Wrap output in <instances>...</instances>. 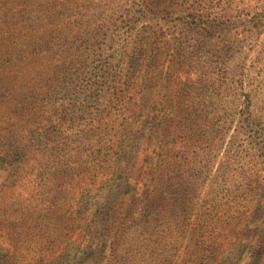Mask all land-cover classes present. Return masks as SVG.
Returning <instances> with one entry per match:
<instances>
[{
	"label": "trees",
	"instance_id": "trees-1",
	"mask_svg": "<svg viewBox=\"0 0 264 264\" xmlns=\"http://www.w3.org/2000/svg\"><path fill=\"white\" fill-rule=\"evenodd\" d=\"M6 3L0 169L15 176L42 155L51 164L42 199L24 210L48 218L61 200L71 216L36 264H126L141 248L159 249L160 261L172 224L188 254L170 264H264V154L242 156L235 135L220 157L232 117L255 122L247 80L220 60L154 53L143 29L118 64L59 58L60 42L40 39L58 24ZM262 130L250 137L264 150ZM14 256L0 252V264Z\"/></svg>",
	"mask_w": 264,
	"mask_h": 264
},
{
	"label": "rangeland",
	"instance_id": "rangeland-1",
	"mask_svg": "<svg viewBox=\"0 0 264 264\" xmlns=\"http://www.w3.org/2000/svg\"><path fill=\"white\" fill-rule=\"evenodd\" d=\"M6 1L0 4L4 9L0 14L2 21L7 20L9 5ZM11 1H17L20 10H27L30 20L58 24L52 27L51 39L49 33L40 39L60 42V47L54 49L59 58L70 55L75 59L78 53L84 52L91 58L118 64L122 54L130 50V41L143 29L144 37L150 35L155 41L154 53L168 57L193 55L198 62L220 60L233 79L247 80L256 118L252 123L232 117L236 121L234 124L230 121L233 126L220 157L227 156L235 135L242 142L239 149L242 156L247 152L256 153L258 157L264 154L258 144L261 138L253 142L250 137L258 128L264 129V0ZM68 42L70 45H66ZM72 42H76L75 46ZM198 64L191 66L194 71ZM228 112L225 119L231 116L230 110ZM229 153L232 154L233 149ZM50 165L41 155L34 156L18 175H9L0 169V252L11 250L17 264H36L41 257L39 249L45 242L53 246L59 228L71 218L61 200L55 209L51 208L48 218H42V208L34 212L24 210L27 200L34 206L40 203ZM68 189L67 195L72 192L70 187ZM169 234L173 237L166 236L171 242L163 244L169 249L161 250L160 261H157L159 249L155 252L141 248L137 258L126 264H170L171 259L176 260L178 252L185 255V251L186 257L188 248L178 238L174 224Z\"/></svg>",
	"mask_w": 264,
	"mask_h": 264
}]
</instances>
